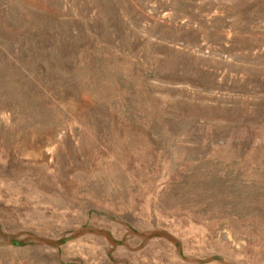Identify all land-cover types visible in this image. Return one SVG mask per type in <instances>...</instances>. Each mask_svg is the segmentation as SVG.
<instances>
[{"label":"rangeland","instance_id":"374dc122","mask_svg":"<svg viewBox=\"0 0 264 264\" xmlns=\"http://www.w3.org/2000/svg\"><path fill=\"white\" fill-rule=\"evenodd\" d=\"M0 264H264V0H0Z\"/></svg>","mask_w":264,"mask_h":264}]
</instances>
